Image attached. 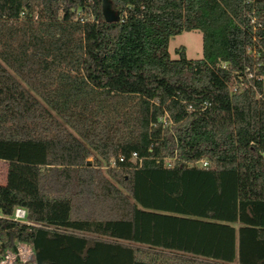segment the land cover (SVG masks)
<instances>
[{
	"label": "trees",
	"instance_id": "16d2710c",
	"mask_svg": "<svg viewBox=\"0 0 264 264\" xmlns=\"http://www.w3.org/2000/svg\"><path fill=\"white\" fill-rule=\"evenodd\" d=\"M253 61L264 0H0V256L264 264V100L230 90Z\"/></svg>",
	"mask_w": 264,
	"mask_h": 264
},
{
	"label": "built area",
	"instance_id": "2783aa9c",
	"mask_svg": "<svg viewBox=\"0 0 264 264\" xmlns=\"http://www.w3.org/2000/svg\"><path fill=\"white\" fill-rule=\"evenodd\" d=\"M253 22V19H251ZM253 59L259 57L258 53L252 50ZM262 64L255 62L247 65L241 72H237L232 76L230 83V90L232 92L251 90L258 99L264 100V72L262 71ZM210 105L207 100L200 102V108L204 109ZM164 120V118H163ZM135 157V153H133ZM205 165V163H202ZM25 210L16 208L10 218L20 222H26ZM33 248L30 244L18 241L15 245V250H6L4 255L0 256V264H34L32 261Z\"/></svg>",
	"mask_w": 264,
	"mask_h": 264
},
{
	"label": "rangeland",
	"instance_id": "374dc122",
	"mask_svg": "<svg viewBox=\"0 0 264 264\" xmlns=\"http://www.w3.org/2000/svg\"><path fill=\"white\" fill-rule=\"evenodd\" d=\"M180 46L184 47L185 56L188 59H198L202 57V36L199 30L182 31L170 37L168 42V53L172 59L179 57L176 49ZM92 164L94 158L90 156L87 159ZM105 168V166H101ZM6 178V162L0 160V184L5 183Z\"/></svg>",
	"mask_w": 264,
	"mask_h": 264
},
{
	"label": "water",
	"instance_id": "95a60500",
	"mask_svg": "<svg viewBox=\"0 0 264 264\" xmlns=\"http://www.w3.org/2000/svg\"><path fill=\"white\" fill-rule=\"evenodd\" d=\"M103 13H104L105 20H108V19H110L112 17L111 13L108 14V13H106V11H104Z\"/></svg>",
	"mask_w": 264,
	"mask_h": 264
}]
</instances>
